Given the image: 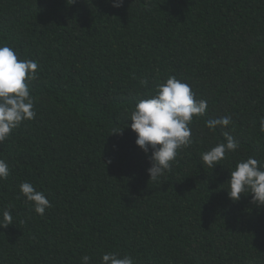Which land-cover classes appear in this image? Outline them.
I'll return each mask as SVG.
<instances>
[{
    "label": "trees",
    "instance_id": "1",
    "mask_svg": "<svg viewBox=\"0 0 264 264\" xmlns=\"http://www.w3.org/2000/svg\"><path fill=\"white\" fill-rule=\"evenodd\" d=\"M0 45L39 64L37 115L0 143L10 172L0 212L14 217L0 228V264H100L104 252L134 264H264V207L227 195L238 161L264 163V0H0ZM169 76L208 107L154 182L126 120ZM225 115L231 125L206 127ZM224 132L240 148L211 169L200 154ZM23 181L51 202L43 216Z\"/></svg>",
    "mask_w": 264,
    "mask_h": 264
},
{
    "label": "clouds",
    "instance_id": "2",
    "mask_svg": "<svg viewBox=\"0 0 264 264\" xmlns=\"http://www.w3.org/2000/svg\"><path fill=\"white\" fill-rule=\"evenodd\" d=\"M73 2V0H72ZM124 0H111L113 8H120ZM39 64L33 59H19L15 49L0 45V143H3L12 131L24 121L35 119V98L31 94V83L38 78ZM147 81L141 79L140 84ZM208 107L207 100L196 99L191 86L175 76H169L157 85L155 94L140 99L130 111V129L136 134L135 145L147 156L150 167L146 170L149 179L156 182L166 172L171 171L180 150L193 143L192 129L189 127L193 117L203 116ZM233 123L231 115L206 121V127L215 130L217 126L227 127ZM264 131V118L260 121ZM113 131V133H120ZM225 142H219L209 150L202 152L203 164L213 169L224 160L228 153L240 148V143L228 132H224ZM149 150L151 154L148 155ZM111 161H108L110 163ZM8 163L0 159V180L9 176ZM228 198L237 202L241 195L251 194V203L264 207V163L255 157H248L236 163L228 179ZM19 191L31 202L34 212L40 216L52 207L43 191L37 190L29 181L19 185ZM12 209L0 212V228L13 224ZM83 264H90L88 255L82 257ZM100 264H134L133 259L116 252H104Z\"/></svg>",
    "mask_w": 264,
    "mask_h": 264
}]
</instances>
